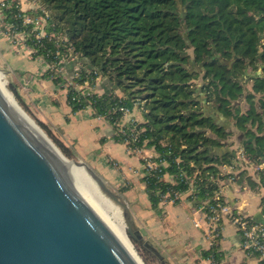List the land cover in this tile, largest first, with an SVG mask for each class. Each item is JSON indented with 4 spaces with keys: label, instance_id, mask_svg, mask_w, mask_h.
Listing matches in <instances>:
<instances>
[{
    "label": "trees",
    "instance_id": "16d2710c",
    "mask_svg": "<svg viewBox=\"0 0 264 264\" xmlns=\"http://www.w3.org/2000/svg\"><path fill=\"white\" fill-rule=\"evenodd\" d=\"M36 1L48 17L45 37L32 35L26 41L35 50L33 58L57 68L72 51L88 68L67 88L72 113L91 107L93 116L109 122L115 141L122 143L129 128L121 133V113L110 111L130 100L143 101L138 146L146 141L168 164L142 178L152 208L166 192H186L194 173L191 204L195 209L207 200L212 204L219 185L210 178L215 180L218 168L231 165L235 157L227 149L231 124L244 134L247 157L264 162V0ZM0 12L3 22L17 31L32 30L23 17L44 15L41 9L22 12L13 0L4 6L0 2ZM44 76L56 85L65 82L50 70ZM99 78L124 96L113 91L82 96L76 91L75 85L88 82L94 87ZM241 101L248 107L245 112ZM39 126L65 157H73L71 149ZM162 174L172 176L174 184L158 181ZM210 254L220 259L214 250L203 256Z\"/></svg>",
    "mask_w": 264,
    "mask_h": 264
},
{
    "label": "water",
    "instance_id": "95a60500",
    "mask_svg": "<svg viewBox=\"0 0 264 264\" xmlns=\"http://www.w3.org/2000/svg\"><path fill=\"white\" fill-rule=\"evenodd\" d=\"M61 157L0 90V264H137L76 188L67 161L122 209L131 242L168 264L144 240L128 203L86 163Z\"/></svg>",
    "mask_w": 264,
    "mask_h": 264
},
{
    "label": "crops",
    "instance_id": "0c3cea01",
    "mask_svg": "<svg viewBox=\"0 0 264 264\" xmlns=\"http://www.w3.org/2000/svg\"><path fill=\"white\" fill-rule=\"evenodd\" d=\"M19 63L27 70L36 67V63L29 59ZM36 70L34 69V73ZM44 74L45 72L37 79L32 74L29 75L32 79L31 91L36 92L30 95V99L45 107L47 112H51L46 118L53 119L55 130L61 137H57L55 133L54 136L56 135L55 137L64 146L70 148L79 160L86 164L90 163L95 171L106 174L116 188L124 187L123 194L136 227L144 240H147L168 264H207V257L203 256V253L209 251V241L206 237L202 212L195 209L188 201L180 204L159 202L156 208H152L140 175V159L128 155L125 146L115 141L113 127L105 119L94 117L89 110L72 113L67 105L66 90L58 87L59 85L46 78ZM101 80L96 82L93 89L95 93H103L100 88L105 79ZM18 88L20 89V83ZM247 89L251 91V86L248 85ZM114 94L118 97L124 96L120 90L119 93L114 92ZM244 104L242 112L248 108L245 102ZM131 110L132 114L127 118L134 117L139 122L143 120L142 114L137 109ZM124 122L126 118L122 124ZM227 131L231 132L228 141L235 153L243 147L239 145V139L241 136L244 138V134L235 129L233 124ZM237 138L238 144L235 146L233 142ZM262 162L250 160V163L244 166L242 164L237 170L240 171L242 181L230 183L226 179H221L219 190L229 203L264 223V207L261 206L263 193L260 192L263 185L257 173L260 171L261 175L264 174ZM218 169L221 170L220 167ZM165 179L172 180L168 175ZM244 186L248 190L242 189ZM195 222L199 227L194 225ZM220 250L223 256L222 264H258L255 258L245 256L241 237L229 223L222 225Z\"/></svg>",
    "mask_w": 264,
    "mask_h": 264
},
{
    "label": "built area",
    "instance_id": "2783aa9c",
    "mask_svg": "<svg viewBox=\"0 0 264 264\" xmlns=\"http://www.w3.org/2000/svg\"><path fill=\"white\" fill-rule=\"evenodd\" d=\"M6 0H0L1 4L4 6ZM17 1L20 10L22 12H26L28 10H37L41 9L43 16H39L37 18H31L29 16L23 17L22 23L24 25H32V30L30 31H17L15 27H13L11 24H6L3 22L4 16L2 15L3 19L1 22L2 26L1 28L6 32L7 35L13 40V43L15 45H19L18 43V37L22 36L23 42L25 43V46L23 48L17 47V53L22 52H28L32 55L35 53V50L32 47H29L26 44V41L33 35L34 39H41L45 37L44 29L46 25V18L48 17V14L46 11H44L38 3H36V0H26V4L32 5L37 4L36 7H30L31 9L28 10H22L21 4L18 0ZM34 5V6H35ZM36 33V34H34ZM40 58V57H39ZM42 59V58H41ZM82 59L78 57L77 55H74L72 51L68 53V55L62 56V58L59 61V66L57 68H52L49 64L47 65L46 71H53L54 74L58 76H62L65 80V82L61 83L62 87L66 90L69 85L72 84V80L74 77L78 76L79 71L84 70L87 71L88 68L85 67V65L76 64V61L79 62V60ZM74 63H70V62ZM82 63V61H81ZM62 64H73V70L70 76L68 77L65 73V70L62 68ZM83 64V63H82ZM51 80V78H49ZM101 80V78L97 79V81ZM96 81V82H97ZM27 83H24L26 86ZM96 85V84H95ZM76 91L79 92L82 96H87L90 93H95L93 91L94 87L89 86L88 82H85L81 85H75ZM144 103L140 100H130L128 105H118L112 108L110 111L111 114L113 113H121V120L117 124L118 128L120 129V132L123 133L124 128H129V134L123 138L122 144L125 146L126 153L130 156H135L140 159L141 162V170L140 175L142 178H148L152 175H154L157 171L162 167H167V162L164 160L154 149V147H146V141H143L140 146L138 136L143 131V129H136L137 124L142 123V121H138L133 118H127L130 117L132 114L133 108L137 109L141 114L144 111ZM83 110H89L93 113V109L91 107H86ZM82 110V111H83ZM97 118H103V117H97ZM124 124H122L123 121H125ZM104 119V118H103ZM128 120V121H127ZM148 150L150 151V154H147ZM250 163V159L247 157L243 147L239 148L236 151V157L231 165H222L220 166L221 170L218 171V177L214 180L213 178H210V181H215L220 185V180L222 178H226V181L230 183L236 182L238 179L237 170L239 167H242V164ZM261 166L264 167V163L262 162ZM167 174H162L157 177L158 181L160 182H167V183H173V177L171 176L172 180L167 181L165 179V176ZM197 173H194L190 179H188L189 183V189L182 193L178 191H169L164 193L160 196V202H169V203H177L180 204L181 202L188 201L189 196L192 195L196 188L193 186L194 179L196 177ZM170 176V175H168ZM242 189L248 190L246 186H244ZM212 204L209 203V201H205L202 206L197 209L202 212V216L206 225V237L209 241V250H214L216 253H220V259H215L212 254L207 257L206 261L207 264H222V253L220 250V241H221V230L222 225L224 223L231 224L235 230L239 233L241 237V246L242 250L245 253V256L247 257H253L257 260L258 264H264V223L257 221L253 216L248 215L247 213H244L239 207L234 206L232 203H229L221 193V190H218L212 197ZM261 206L264 207V194L261 198ZM196 227H199V224L197 222L194 223Z\"/></svg>",
    "mask_w": 264,
    "mask_h": 264
},
{
    "label": "rangeland",
    "instance_id": "374dc122",
    "mask_svg": "<svg viewBox=\"0 0 264 264\" xmlns=\"http://www.w3.org/2000/svg\"><path fill=\"white\" fill-rule=\"evenodd\" d=\"M21 1H22V4H21ZM21 1L19 3L21 4V8L24 11L31 9L30 7H32V6L36 7V5H37V4L36 5L32 4V5L28 6L26 4V0H21ZM2 19H3V17L0 14V21H2ZM1 26H2V24L0 22V72L2 73L5 88L9 93H11L13 99L18 104V106L26 113V115L32 120V122L46 136H47V134L45 133V131H43V129H41V127L39 126V123L41 125H44L46 127V129L48 131H50V133L52 134L54 139L58 140V138H56L55 136L56 135H57V137H61V136L55 130V127H54L55 123L53 122V119L50 117L46 118L47 116H50L51 112H47L45 107L41 106V104H39V103H34L30 99V95L31 94L34 95L36 92H34L33 90L31 91V84H32L31 80L32 79L29 75L32 74L35 79L40 78L42 76V74L44 72H46L47 65L45 64V62L41 58H39V57L33 58L31 53H28V52L17 53L18 52L17 47L23 48L25 46V43L23 42L24 40H23L22 36L18 37L19 45L17 46L13 43V40L9 37V35L6 34V32L1 28ZM31 58H33V59H31ZM28 59L36 63L35 68H30L27 70L23 65H21L19 63L22 60H28ZM81 61L83 64L81 63ZM67 62H70V61H67ZM70 63H74V62H70ZM78 63L81 64L82 66L85 65L83 62V59H80L79 62L76 61V64H78ZM62 68L65 70L66 75L69 77L70 74L72 73V70H73V64H67V65L62 64ZM34 69H37L35 73H34ZM250 71H252V70H250ZM102 81L103 80H101V82ZM19 83H20V89L18 88ZM24 83H27L26 86L24 85ZM12 86H14V88H17L16 89V92L18 95L17 98L15 97L16 95L13 94L11 89H9V87L13 88ZM58 87L64 89L62 87V85H59ZM100 91L103 93L109 92V91L119 93V90H117L115 85H111L109 83L107 84L106 80H105V82H103V85L101 86ZM240 107H241V109H242V107L243 108L245 107L244 101L240 102ZM229 128H231V125ZM54 133L56 134L55 136H54ZM47 138H49V137L47 136ZM241 138H240L241 141L239 139V145L243 146L246 139L243 138L242 136H241ZM237 140H238V138L236 140H234V142H233V144H235V146H237V144H238ZM50 141L54 144V142L51 139H50ZM227 143L229 144V141ZM227 149L232 150L230 144H229ZM147 154H150L149 150H148ZM235 157H236V152H235ZM235 157H234V159H235ZM68 159H70V160L74 159L77 161L79 160L74 155L72 158H68ZM87 165L90 169H92L106 183V185L111 190H113L114 192L119 194L121 196V198L124 201H126L124 194H123L124 193V187H121V188L117 187L116 188L111 183V181L108 180L106 174H104L102 171H95L92 168V166H90L91 165L90 163ZM244 165L245 164L243 163V166ZM239 173H240V171L239 172L237 171L238 177H239ZM257 173L259 174L258 175L259 181H261V184L263 185L260 192L264 194V174L262 173V175H261L260 171H257ZM223 179H226V178H223ZM111 202L113 204H115L113 201H111ZM119 209L122 211V209L120 207H119ZM145 241H147V240H145ZM130 242H131V240H130ZM132 246H133V249H134L136 255L139 257V259L142 261L143 264H161V261L158 259V257L152 251H150V250L147 251L146 247H144L143 245L132 243Z\"/></svg>",
    "mask_w": 264,
    "mask_h": 264
},
{
    "label": "bare ground",
    "instance_id": "6f19581e",
    "mask_svg": "<svg viewBox=\"0 0 264 264\" xmlns=\"http://www.w3.org/2000/svg\"><path fill=\"white\" fill-rule=\"evenodd\" d=\"M0 90L6 97V99L12 104V106L21 114V116L27 121V123L32 127V129L37 133V135L45 141L51 149L59 155L60 151L55 145L50 144L44 137L43 132L32 122V120L26 115V113L18 106V104L13 99L11 93H9L3 81L2 73L0 72ZM55 146V147H54ZM62 154V153H61ZM65 157V156H64ZM64 157L62 159H64ZM67 161V159H65ZM70 164L71 175L75 183L76 188L79 190L81 195L86 199V201L93 207V209L101 216V218L106 222L112 232L119 238L123 243L125 248L128 250L130 255L133 257L137 264H143L139 257L136 255L130 238L127 234L126 225L123 220L122 211L119 207L113 204L101 191L97 188L94 182L89 178L82 167H78L75 164Z\"/></svg>",
    "mask_w": 264,
    "mask_h": 264
}]
</instances>
